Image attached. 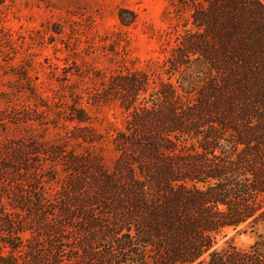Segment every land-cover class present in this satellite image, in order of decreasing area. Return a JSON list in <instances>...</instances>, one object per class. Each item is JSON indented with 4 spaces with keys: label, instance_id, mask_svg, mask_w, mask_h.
Instances as JSON below:
<instances>
[{
    "label": "trees",
    "instance_id": "obj_1",
    "mask_svg": "<svg viewBox=\"0 0 264 264\" xmlns=\"http://www.w3.org/2000/svg\"><path fill=\"white\" fill-rule=\"evenodd\" d=\"M189 18L164 78L117 73L91 96L124 114L110 166L79 105L55 140L0 107V132L24 133L0 140V264H264V0H200ZM240 227L250 246L216 247Z\"/></svg>",
    "mask_w": 264,
    "mask_h": 264
},
{
    "label": "rangeland",
    "instance_id": "obj_2",
    "mask_svg": "<svg viewBox=\"0 0 264 264\" xmlns=\"http://www.w3.org/2000/svg\"><path fill=\"white\" fill-rule=\"evenodd\" d=\"M199 1L0 0V91L7 94L0 107H16L22 113L29 108L36 120L30 132L55 140L64 128L76 126L67 106L79 105L102 134L94 149L110 166V134L122 127L124 114L114 102L91 104V96L117 73L146 71L155 82L164 78L160 67L179 35L191 29V3ZM121 9L134 13L130 24L119 22ZM23 75L34 98L20 90ZM45 117L48 120H42ZM7 135L0 132V140ZM254 240L255 234L245 227L227 229L216 247L230 243L246 249Z\"/></svg>",
    "mask_w": 264,
    "mask_h": 264
}]
</instances>
